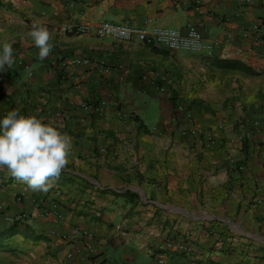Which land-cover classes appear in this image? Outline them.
Returning <instances> with one entry per match:
<instances>
[{
    "label": "crops",
    "instance_id": "obj_1",
    "mask_svg": "<svg viewBox=\"0 0 264 264\" xmlns=\"http://www.w3.org/2000/svg\"><path fill=\"white\" fill-rule=\"evenodd\" d=\"M103 21L194 26L211 48L61 30ZM2 42L0 117L36 116L72 150L47 192L0 168V232L24 214L0 264H264V0H0Z\"/></svg>",
    "mask_w": 264,
    "mask_h": 264
},
{
    "label": "clouds",
    "instance_id": "obj_2",
    "mask_svg": "<svg viewBox=\"0 0 264 264\" xmlns=\"http://www.w3.org/2000/svg\"><path fill=\"white\" fill-rule=\"evenodd\" d=\"M41 60L53 51L46 26L33 23L29 33ZM15 63L11 43H0V71ZM71 138L36 116L9 111L0 117V168L33 191L47 192L68 164Z\"/></svg>",
    "mask_w": 264,
    "mask_h": 264
},
{
    "label": "built area",
    "instance_id": "obj_3",
    "mask_svg": "<svg viewBox=\"0 0 264 264\" xmlns=\"http://www.w3.org/2000/svg\"><path fill=\"white\" fill-rule=\"evenodd\" d=\"M61 30L65 33H93L97 37H113L118 40L131 42L138 40L145 44L163 45L171 51H191L200 52L210 50L211 45L204 42L201 33L194 27L188 26L185 33L180 30L166 27L153 26L151 28L140 27L128 23H112L103 21L95 26L87 24H69L61 25ZM4 211L0 205V214ZM24 219V214L19 213L14 216H5V224L11 225L15 221ZM3 230V225L0 221V231ZM187 250L186 247L182 248Z\"/></svg>",
    "mask_w": 264,
    "mask_h": 264
},
{
    "label": "trees",
    "instance_id": "obj_4",
    "mask_svg": "<svg viewBox=\"0 0 264 264\" xmlns=\"http://www.w3.org/2000/svg\"><path fill=\"white\" fill-rule=\"evenodd\" d=\"M213 62L221 68H226V69H231V70H239L242 71L246 74H255L256 72L245 65L244 63H241L236 60H219V59H214ZM174 107L176 106V103L173 105ZM22 228V224L20 221H15L13 224L10 225L8 230L11 231V234L18 233V231ZM4 235L2 232H0V238H2Z\"/></svg>",
    "mask_w": 264,
    "mask_h": 264
},
{
    "label": "rangeland",
    "instance_id": "obj_5",
    "mask_svg": "<svg viewBox=\"0 0 264 264\" xmlns=\"http://www.w3.org/2000/svg\"><path fill=\"white\" fill-rule=\"evenodd\" d=\"M2 234H3L4 236L1 238L0 241H3L4 239H6V237H9L10 235H12L10 230H4V231L2 232ZM7 245H8V244L3 243V250H7V247H8Z\"/></svg>",
    "mask_w": 264,
    "mask_h": 264
}]
</instances>
